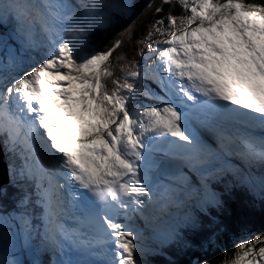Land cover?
<instances>
[{"label":"snow or ice","instance_id":"obj_1","mask_svg":"<svg viewBox=\"0 0 264 264\" xmlns=\"http://www.w3.org/2000/svg\"><path fill=\"white\" fill-rule=\"evenodd\" d=\"M164 5L170 6L166 15L135 39L141 65L117 53L121 39L105 51L81 52L88 31L108 20L101 13L102 23H96L101 8L130 11L131 3L0 0V11L14 15L22 40L21 54L0 61V140L27 153L20 175L35 180L44 239L61 252L67 247L102 264H142L138 234L124 221L143 215L145 198L153 203L159 187L150 175L158 166L154 153L201 177L210 174L204 166L220 158L217 148L227 151L236 141L237 155L264 163V135L254 134L264 132V4L160 0L155 12H163ZM173 8L180 12L174 14ZM124 35L132 41V28ZM28 49H44L42 58L25 60ZM26 63L31 66L23 70ZM193 121L217 148L196 134ZM225 126L248 131L229 135ZM33 160L37 163H29ZM173 179L186 180L182 174ZM259 180L264 186V175ZM88 197L102 205L98 211L81 209L76 217L89 231L66 229L63 217L70 211L75 215L80 199ZM30 202L25 193L17 203L26 208ZM213 203L221 207L218 200ZM11 220L26 231L31 224L25 214L12 216L0 206V238L8 239L3 229ZM214 223L217 231L227 227ZM184 246L191 244L184 241ZM0 264L14 262L0 259ZM220 264H264V235L238 241L232 257Z\"/></svg>","mask_w":264,"mask_h":264},{"label":"trees","instance_id":"obj_2","mask_svg":"<svg viewBox=\"0 0 264 264\" xmlns=\"http://www.w3.org/2000/svg\"><path fill=\"white\" fill-rule=\"evenodd\" d=\"M244 2L264 4V0H244ZM3 3H6L5 0ZM131 4L133 8L130 11L106 7L104 13L108 17L106 25L88 31L83 37L85 48L81 49V52L105 51L114 41L121 39L123 44L117 49V53L122 52L129 60L135 59L143 65L144 60L136 55L138 45L135 39L146 32L148 25L154 19L165 16L170 6L164 5V11L157 14L155 8L160 6V0H131ZM150 4L152 7H149ZM111 5H117V3L114 2ZM172 11L176 14L180 12V9L173 8ZM0 16L3 17L0 19V25L11 29L15 33L16 42L22 45L14 15L11 13L4 15L0 11ZM129 27L132 28V41L128 40L127 35L121 36V33ZM37 39L42 37L37 36ZM42 51L44 49H28L26 52H34L39 60L42 58ZM113 63L115 64V61ZM116 75L121 74L117 71ZM105 83L109 89L112 88L111 78L106 79ZM0 145L5 153L11 179V188L3 192L0 206L5 213L12 216L25 214L30 219L31 224L27 231L19 221L14 220V222L18 229L23 231L27 252L33 258L46 261L52 253L54 258V253L58 249L44 239L45 226L42 220V208L36 203L38 197L35 180L20 175L27 153L22 152L20 146H16L13 150V145L4 140H0ZM29 163L37 162L33 160ZM251 164L256 176L264 175V163L253 159ZM234 168L235 166L225 165L219 158L213 159L210 166L203 169L204 172L210 173L209 175L201 177L191 169L188 170L192 179L186 181L184 190L189 193L195 192L197 190L195 181H198L214 196V200L220 202L221 207L201 199V209L197 204H187L183 215L169 217L164 221V227L160 224L157 226V229L165 235L163 240L158 241L152 238L145 240L139 235L138 240L143 239L142 242H145L143 254L138 255L142 264H195V262L203 264L204 261H208V264H220L222 260L232 257L238 241L264 235V186L259 179L254 183L244 181ZM25 193L31 195V202L26 208L19 207L17 202ZM145 220L149 221V219ZM215 221L227 225L226 229L217 231ZM184 241H188L191 246L185 247Z\"/></svg>","mask_w":264,"mask_h":264},{"label":"rangeland","instance_id":"obj_3","mask_svg":"<svg viewBox=\"0 0 264 264\" xmlns=\"http://www.w3.org/2000/svg\"><path fill=\"white\" fill-rule=\"evenodd\" d=\"M117 2V0H104L105 4L111 5L112 3ZM127 2V1H125ZM106 7H103L99 10V13L95 16V21L99 25L102 23V17L101 13H105ZM106 24L103 23L102 26ZM18 47H15L13 44H10L9 41H7L5 38L1 37L0 35V61L7 62L9 59V56L11 54H21L22 48L21 44L19 42ZM25 60L28 59V57L35 58L34 52H24L23 53ZM32 55V56H31ZM155 54L153 55V57ZM37 61V59H35ZM39 61V60H38ZM151 63V61H148ZM31 66L30 63H26L23 66V70H27ZM143 100V98H141ZM144 103H152V101L143 100ZM213 148H217V146L214 145V143H210ZM218 152L220 153L222 150L218 149ZM182 174L186 180L191 179V176L185 172L179 173V175ZM184 182H172V180L162 181V184L166 186L168 189L165 190V196L158 200L156 203H147L144 207H142V213L143 215H140L139 213L131 216L130 220L128 219L125 224L130 227L133 231H135L138 235H141L144 237V239H158L162 240L165 235L163 233H157L156 229L157 226L164 222V220H168L169 217H177L179 215H183V213L186 211V205L187 204H197L200 207V200H206L210 203H213V198L210 193H208L201 184H197L201 187L198 188L193 193H189L184 190ZM196 183H199L196 181ZM198 187V186H197ZM175 189V191H173ZM191 197V198H190ZM212 201V202H211ZM146 217L150 219V221L144 220ZM64 224V223H63ZM65 226V224H64ZM165 226V222L161 224V227ZM4 232L8 233V239H2L0 238V259H3L5 261H12L14 264H29L26 256H28V253L26 251V242L24 241L25 237L22 238V241L19 240V237L17 235L16 231V224L14 220L10 221V227L4 228ZM21 234L23 237V231L21 230ZM143 240V239H142ZM142 240L137 239V243L141 245L143 249L145 242H142ZM144 240V241H145ZM67 249V248H66ZM59 251L57 250L54 254H51V256H48L47 260L45 262H41V260H31V264H61L62 261H73L74 264L77 261L84 260L81 254H78L77 258L76 255L70 256L69 254L71 251L67 249V251ZM89 260V259H88ZM26 262V263H25ZM95 264V263H94Z\"/></svg>","mask_w":264,"mask_h":264},{"label":"water","instance_id":"obj_4","mask_svg":"<svg viewBox=\"0 0 264 264\" xmlns=\"http://www.w3.org/2000/svg\"><path fill=\"white\" fill-rule=\"evenodd\" d=\"M0 35L1 37L9 41L10 44H13L15 47H17L15 33L11 29L0 25ZM234 169L235 171H237V174H240V176L243 179H249V180L259 179V176H256L252 171L253 167L250 160L239 162ZM10 188H11V179L8 171L7 162L5 160V153L0 145V189L3 190L0 191V198L2 197L3 192L5 193L6 190ZM16 231L19 240L22 241L21 230L18 229L17 226H16Z\"/></svg>","mask_w":264,"mask_h":264},{"label":"bare ground","instance_id":"obj_5","mask_svg":"<svg viewBox=\"0 0 264 264\" xmlns=\"http://www.w3.org/2000/svg\"><path fill=\"white\" fill-rule=\"evenodd\" d=\"M5 2L6 3H10V2H13V0H10V1L9 0H5ZM201 136H202V139H204L206 142H208V143H210V142L211 143H214V145L217 146L215 140L211 137V135L207 131H203V133H201ZM65 225H66V222H65ZM65 228L66 229H69L68 226H65ZM67 249H69V248H67ZM67 249H66V251H67ZM69 250L71 251V253L69 255L70 256L74 255L73 250H71V249H69ZM75 255H76V257H74V258H77L78 255L76 253H75ZM82 257H83L84 260L88 258V257H86L84 255H82Z\"/></svg>","mask_w":264,"mask_h":264}]
</instances>
